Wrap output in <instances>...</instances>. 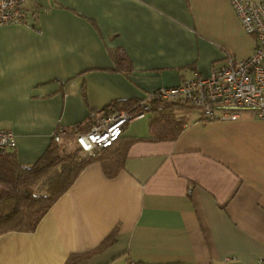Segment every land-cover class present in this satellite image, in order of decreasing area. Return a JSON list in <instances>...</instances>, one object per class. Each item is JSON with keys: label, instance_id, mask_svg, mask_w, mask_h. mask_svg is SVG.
<instances>
[{"label": "crops", "instance_id": "obj_1", "mask_svg": "<svg viewBox=\"0 0 264 264\" xmlns=\"http://www.w3.org/2000/svg\"><path fill=\"white\" fill-rule=\"evenodd\" d=\"M231 1L25 0L36 30L0 27V130L15 134L17 162L34 165L54 134L112 102L248 59L257 40ZM189 120L176 141L136 143L113 177L89 164L34 232L0 236V264H259L264 121ZM128 125L125 136L151 135L148 114Z\"/></svg>", "mask_w": 264, "mask_h": 264}, {"label": "trees", "instance_id": "obj_2", "mask_svg": "<svg viewBox=\"0 0 264 264\" xmlns=\"http://www.w3.org/2000/svg\"><path fill=\"white\" fill-rule=\"evenodd\" d=\"M126 58L119 64L127 66ZM124 63V64H123ZM121 65H123L121 67ZM126 65V66H125ZM146 100L115 101L98 115H110L123 110L130 116L148 114L150 137L136 138L122 135L112 146L82 157V150L76 141V133L89 131L94 123L90 117L89 126H75L68 129L62 142L48 149L37 163L20 165L15 154H0V236L10 232H34L42 219L60 197L70 189L84 169L93 162H99L105 173L113 177L124 169L130 149L138 142L176 141L189 123V115L199 109L183 99H168L158 94ZM148 109L145 110L144 107ZM207 121V120H205ZM128 123L126 124V126ZM42 188L41 193L36 189ZM115 236L107 238L97 252L104 251L115 243ZM80 256H72L67 264H77Z\"/></svg>", "mask_w": 264, "mask_h": 264}, {"label": "built area", "instance_id": "obj_3", "mask_svg": "<svg viewBox=\"0 0 264 264\" xmlns=\"http://www.w3.org/2000/svg\"><path fill=\"white\" fill-rule=\"evenodd\" d=\"M24 3L25 0H0V27L27 26L36 30L28 22L30 12ZM231 5L244 32L257 40L253 54L246 60L215 67L208 77L195 75L184 80L179 87L157 94L168 99H183L199 109L203 118L210 122H236L245 115L264 121V4L253 0H232ZM143 116V113L130 116L126 112L93 116L90 130L75 134L77 144L85 156H91L112 146L124 134L127 123ZM65 133L64 129L59 130L53 135L54 141L61 143ZM16 146L15 134L0 130V154L5 155ZM259 264H264V260Z\"/></svg>", "mask_w": 264, "mask_h": 264}, {"label": "rangeland", "instance_id": "obj_4", "mask_svg": "<svg viewBox=\"0 0 264 264\" xmlns=\"http://www.w3.org/2000/svg\"><path fill=\"white\" fill-rule=\"evenodd\" d=\"M194 112H195V110H194ZM131 124H132V123H130V124L127 126V129H126V132H127V134H129V135H130V126H131ZM82 157L85 158V155L82 154ZM42 188H43V187H42ZM42 188L40 187V188L36 189L37 193H38V192L41 193Z\"/></svg>", "mask_w": 264, "mask_h": 264}]
</instances>
